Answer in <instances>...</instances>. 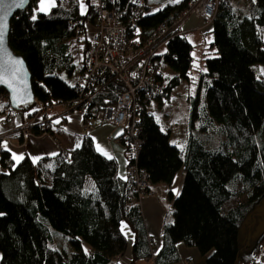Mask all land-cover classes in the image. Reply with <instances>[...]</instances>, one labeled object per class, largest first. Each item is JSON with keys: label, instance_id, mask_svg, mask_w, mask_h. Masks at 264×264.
Returning a JSON list of instances; mask_svg holds the SVG:
<instances>
[{"label": "trees", "instance_id": "obj_1", "mask_svg": "<svg viewBox=\"0 0 264 264\" xmlns=\"http://www.w3.org/2000/svg\"><path fill=\"white\" fill-rule=\"evenodd\" d=\"M39 1L30 0L26 10L15 13L8 36L31 75L35 101L23 110L28 119L40 101L66 104L78 98L73 82L67 81L78 70L68 48L77 30L70 23H79L87 46V30L95 23L91 2L82 15L79 0H56L48 13L36 10ZM193 1L166 4L141 18L139 36L144 39L163 24L173 25ZM211 35L213 55L205 58L206 72L189 100L184 145L171 144L170 132H163L146 108L137 110L139 149L135 152L126 133L118 137L128 163L148 175L150 191L159 184L169 186L184 172L179 194L168 191L172 221L164 224L155 264L179 263L178 244L196 249L201 258L211 253L200 264H264V228L253 237L255 223H247L264 201V77L255 69L264 67V0H219ZM165 50L157 57L161 72L153 75L156 83L166 85L155 97L160 106L191 80L193 66V45L185 36L168 40ZM103 70L101 78L108 76V84L88 107L86 121L97 118L126 89ZM0 96H5V101L0 98V121L8 125L3 116L11 108L8 94L0 89ZM59 126L48 120L46 128L31 126L28 132L54 136L53 128ZM14 136L23 142V136ZM0 167V264H112L128 247L123 222L135 235L133 259H150L153 244L139 193L119 176L117 160L98 152L89 135L79 147L36 162L25 156L15 163L9 152L0 150ZM53 236L66 238L70 249L50 246Z\"/></svg>", "mask_w": 264, "mask_h": 264}, {"label": "built area", "instance_id": "obj_2", "mask_svg": "<svg viewBox=\"0 0 264 264\" xmlns=\"http://www.w3.org/2000/svg\"><path fill=\"white\" fill-rule=\"evenodd\" d=\"M87 0H79L85 2ZM93 3L95 23L87 30L86 42L81 39L83 31L79 23L71 22L76 35L70 39L74 44L78 66L73 87L78 98L69 103L44 104L38 102L37 109L29 121L16 125L12 134L24 138L31 126L46 128L48 120L61 125L70 112L75 111L84 120L85 113L93 104L95 97L102 92L108 82L103 76V69L111 72L115 79L125 85L122 93L116 94V102L103 107L97 118L84 120L82 131L94 128L97 121L110 124L126 133L132 140L135 152L141 145L136 122L137 110L150 106L155 97L162 93L165 83H156L153 75L159 73L161 54L166 53L168 40L184 33L181 22L191 13L204 23H212L217 12L219 0H194L180 21L171 26L161 25L151 36L141 38L138 34V23L141 18L158 12V8L148 7L146 0H128L127 6L118 5L119 0H88ZM156 59V60H155ZM155 64V65H154ZM161 64V63H160ZM149 87L152 89L150 90ZM143 96V98H141ZM5 101V96H0ZM73 113V112H72ZM17 114L11 108L5 109L4 119L9 123L16 121ZM86 121V122H85ZM141 195L150 196L148 175L136 165L128 163L126 177ZM156 256L153 255V258Z\"/></svg>", "mask_w": 264, "mask_h": 264}, {"label": "crops", "instance_id": "obj_3", "mask_svg": "<svg viewBox=\"0 0 264 264\" xmlns=\"http://www.w3.org/2000/svg\"><path fill=\"white\" fill-rule=\"evenodd\" d=\"M173 1L175 2V0ZM39 4H40V1L38 2L36 6V10L38 12H41L39 10ZM146 5L148 7H151L149 5V0H146ZM153 8H159V7H153ZM80 13H81V3H80ZM199 25H200V21L196 19L194 16H190L186 22L181 24V30L184 31L182 36H185L186 39L190 42L188 38L191 37L192 30L199 27ZM211 30H212V24L211 26L208 27L207 33L211 34ZM74 80H73V83H74ZM23 114L24 113H20L21 116L18 114L16 122H15L16 124L17 122L18 124H21L27 121L28 119L27 114L25 115ZM82 125H83V118L78 113H73L67 117V119L62 123L61 126L53 128L54 136H51L49 134H42V135H36V136L31 135L23 139V142L20 143L17 140L18 139L17 137L13 136L12 134L11 135L8 134L9 128H11V126L0 121V148L1 150L9 152L12 159H13V153H15L16 155H22L23 158L25 156H28L29 158H31L33 161L36 162L44 157L56 156L60 153L61 150L69 151V150H73L77 148V145L79 146L81 145L83 136L89 135L92 138L96 149H97V144H99L101 148H103L106 152H108L109 155H111L114 159L117 160L118 174L121 178H125L126 167L128 165L129 157L126 152V147L123 146L118 140V137L122 134V130L110 124L97 121L96 126L86 131L85 133L82 131ZM160 129L163 132L169 131L168 129H165V128L162 129L161 127ZM171 137L172 135L170 134V139H172ZM5 144L7 145V149L4 147ZM175 145L178 148H181L184 144H181V145L175 144ZM97 151L100 152L98 149ZM14 161L15 163H17L16 160ZM183 177H184V172L180 171L169 186L166 184L162 185L163 187L166 188L163 192L168 193V191H171L174 196H177L182 186ZM158 186L160 185H157L154 188ZM154 188L153 190H151V192H154ZM159 200L164 201L165 198H160ZM142 201H141L142 204L141 202L139 204L143 212V217H144L148 236L151 237L153 241L152 250H153V253H155L158 247L160 246V239H161V235H162V231H163V227L165 223V218L161 216L163 220H161V225L158 226L157 228L151 226L149 220H147L145 208L147 211L152 210V208L158 211V209L161 208L159 206V201L155 200V196L146 197ZM170 206L172 207V202L170 203ZM125 225L127 227H124ZM121 230L127 239L128 247L125 252V255L119 258L117 261L113 262L112 264H155L153 260L135 261L133 259V253H132V245L134 243L135 235L132 233L130 227L124 222L121 225ZM183 246L184 245L182 244H178L177 246L178 250L181 251L180 249H184ZM210 254L211 253H209L207 256L202 258L203 259L202 261H204L208 256H210ZM186 264H188V262H186Z\"/></svg>", "mask_w": 264, "mask_h": 264}, {"label": "rangeland", "instance_id": "obj_4", "mask_svg": "<svg viewBox=\"0 0 264 264\" xmlns=\"http://www.w3.org/2000/svg\"><path fill=\"white\" fill-rule=\"evenodd\" d=\"M173 0H149V5L151 7H163L166 4L173 3ZM176 3V2H174ZM84 6L86 7L87 11L90 5V1H85ZM190 16H194L196 19L200 21L199 27L195 28L191 32V37L188 39L193 45V51H192V77L189 82H183L179 87H177L172 93L171 96L168 99H164V102L162 105H158L155 101H152L150 104L148 111L149 113L154 117L155 121L160 125V127L163 129H168L170 134L172 135V139H170L171 144H177L181 145L184 144L186 134H187V125H188V116H189V107H190V101L191 98L197 95L198 93V79L201 77L203 73L206 72V67L204 64V60L208 56L213 55V50L210 48V45L212 43V35L208 32V27L211 26L210 24L204 23L203 19L197 18L193 14H189L180 24L187 21V19ZM180 21V18H178L175 21V24ZM69 53L72 57L73 63L77 60V53L75 52L74 44L70 41L68 44ZM256 74L258 77L263 78L264 77V67L263 66H256ZM68 83L72 84V79H67ZM205 89L200 90V108L205 103ZM21 113H24L23 115L27 114L26 111H23ZM20 115V113H19ZM18 116V114H17ZM21 116V115H20ZM17 119V117H16ZM27 121L25 122L27 124ZM16 122V121H15ZM14 121L12 123H9L8 125L11 126L9 128L8 134H12L13 129L16 127L17 124ZM84 124V120H83ZM21 125V124H18ZM62 125V124H61ZM83 126V125H82ZM13 136L15 134H12ZM31 136V133H28L25 138ZM24 138V139H25ZM1 150V148H0ZM127 170V167H126ZM2 171L0 167V172ZM126 177V176H125ZM160 186L154 188V192L150 196L141 195L139 199V203L146 197H154L155 200L159 201V206L161 208L158 209V211L154 208L152 210L147 211L145 208V213L147 215V220H149L151 226L158 227L161 225V220L165 218V223L172 221V214H171V201L168 199V193H164L163 191L166 189L163 187V184H159ZM158 190V191H156ZM160 198H165L164 201L159 200ZM143 202V201H142ZM141 202V204H142ZM256 218H249L247 220V223L253 222L254 224V230L252 231V236H256L259 234L262 229L264 228V201L259 205L256 209ZM160 216V218H159ZM166 216V217H165ZM164 223V224H165ZM248 226V224H247ZM246 226V227H247ZM247 229V228H246ZM244 228L242 231H246ZM51 232H55L54 230H51ZM153 242V241H152ZM50 246L55 247L60 250L68 251L70 249L69 242L66 240V238H58L56 236H53L52 242L49 243ZM183 245V244H182ZM184 249H180L181 251H178L181 256V260L179 263L176 264H200L202 262V258L199 254V252L194 248L183 246ZM263 247L261 248L260 253H263ZM1 257V255H0ZM148 260H155L153 258V250L151 252V257Z\"/></svg>", "mask_w": 264, "mask_h": 264}, {"label": "water", "instance_id": "obj_5", "mask_svg": "<svg viewBox=\"0 0 264 264\" xmlns=\"http://www.w3.org/2000/svg\"><path fill=\"white\" fill-rule=\"evenodd\" d=\"M20 0H0V22L7 16V28L4 36V42L0 45V89L7 92L10 107L16 111L28 109L35 101L31 86V75L24 59L15 53L9 45L8 36L10 30V21L18 11H24L28 8L30 0H23L19 7L15 4ZM20 61L22 63H14ZM20 98H23V102Z\"/></svg>", "mask_w": 264, "mask_h": 264}, {"label": "snow or ice", "instance_id": "obj_6", "mask_svg": "<svg viewBox=\"0 0 264 264\" xmlns=\"http://www.w3.org/2000/svg\"><path fill=\"white\" fill-rule=\"evenodd\" d=\"M23 0H20V3H22ZM175 2L179 3V0H175ZM20 3H16L15 6L19 7ZM56 6V0H40V4H39V10L41 12L47 13L48 11H50L51 8ZM87 9L84 6L83 2H81V13L84 14L86 13ZM33 19H35V16L33 17ZM6 28H7V16L5 15L2 18V22H0V45L3 44L4 42V36L6 33ZM14 63H22L20 61H14ZM0 80H3V77H0ZM23 102V98H20ZM59 121H57L58 123ZM4 147L7 149V145L5 144ZM77 147H79V145H77ZM97 149L103 154L105 155L108 159H112L113 157L111 155L108 154V152H106L103 148L100 147L99 144H97ZM13 159L17 161V163H19L20 160L23 159L22 155H16L15 153H13ZM124 227H127L126 225Z\"/></svg>", "mask_w": 264, "mask_h": 264}, {"label": "bare ground", "instance_id": "obj_7", "mask_svg": "<svg viewBox=\"0 0 264 264\" xmlns=\"http://www.w3.org/2000/svg\"><path fill=\"white\" fill-rule=\"evenodd\" d=\"M86 133V132H85Z\"/></svg>", "mask_w": 264, "mask_h": 264}, {"label": "clouds", "instance_id": "obj_8", "mask_svg": "<svg viewBox=\"0 0 264 264\" xmlns=\"http://www.w3.org/2000/svg\"><path fill=\"white\" fill-rule=\"evenodd\" d=\"M212 24V23H211Z\"/></svg>", "mask_w": 264, "mask_h": 264}]
</instances>
